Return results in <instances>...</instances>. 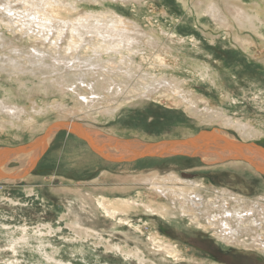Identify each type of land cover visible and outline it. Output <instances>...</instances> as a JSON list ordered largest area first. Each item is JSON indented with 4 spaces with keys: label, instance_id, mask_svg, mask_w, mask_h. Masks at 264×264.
<instances>
[{
    "label": "rangeland",
    "instance_id": "1",
    "mask_svg": "<svg viewBox=\"0 0 264 264\" xmlns=\"http://www.w3.org/2000/svg\"><path fill=\"white\" fill-rule=\"evenodd\" d=\"M71 1L77 3L73 12L76 16L113 9L130 31L153 37L157 44L151 48L146 45L147 39H142L145 45L141 49H145L140 56L143 59L140 56L136 59L139 70L152 69L156 76H165L168 80L177 78L196 95L198 106L194 113L200 116L176 106L169 96H159L164 85L162 82L159 90L149 98L124 101L113 118L104 120L106 113H97L100 121L92 122L81 114L74 96L71 99L63 94L65 86L61 84L64 80L60 83L61 78H57L62 76L63 70L57 73L42 67L31 72L30 68L22 66L27 52H31L36 43L35 39L30 40L19 31L26 18L24 14L29 10L27 8L14 16L13 12L3 9L5 3L1 2L0 100L9 94L14 100V97L19 100L22 97L21 105L26 106L32 115L36 111V117L32 121L33 128L25 133L34 136L9 142L0 140V149L25 146L41 135L45 127L67 121L103 131L116 139L148 143L184 140L201 131L218 128L242 142L264 148V0ZM213 5L219 10L217 13H212L210 8ZM11 6V11L22 8L19 2H12ZM245 14L258 16L259 21L251 23ZM9 15H12V24L18 22L13 24L17 26L11 24L7 27ZM76 16L69 17L76 20ZM43 18L42 15L41 20L29 24L23 32L35 36L42 31L46 34L47 29L42 28L46 24ZM28 21L32 22L31 19ZM51 34L48 32L47 36ZM10 60L22 63L17 65L19 71L11 69L13 63ZM207 104L209 108L221 111L225 118L250 124L259 135L244 140L230 126H222L219 119L203 122L201 118ZM72 111L75 114H71ZM6 123V117L0 113V134L9 132L7 128H1ZM114 127L117 133H111ZM77 140L80 141L66 132H59L30 172L19 179L0 181V264H264L261 251L254 247L223 244L213 237L211 229L195 227L186 217L169 216L165 219L141 209L128 214L125 222L119 223L104 218L85 202L88 193L95 192L99 196L101 190L120 183L117 179L134 186L142 177L168 174L187 181H201L209 191L223 188L256 200L264 196V182L260 177H250L232 168H205L199 159L185 157L145 158L135 161L130 169L120 167L119 163L110 168L89 163L85 166L79 164L84 155L80 154L75 143ZM8 166L17 167L19 162H11ZM143 191L142 199L149 203L153 196ZM83 196L87 197L84 199ZM72 222L87 229L90 236L79 237L69 225ZM151 236L165 238L177 245L182 257L175 260L156 252Z\"/></svg>",
    "mask_w": 264,
    "mask_h": 264
},
{
    "label": "bare ground",
    "instance_id": "2",
    "mask_svg": "<svg viewBox=\"0 0 264 264\" xmlns=\"http://www.w3.org/2000/svg\"><path fill=\"white\" fill-rule=\"evenodd\" d=\"M1 2L5 3L2 6L3 9L8 11V13L13 12L14 16L27 8L29 10L24 14L26 18L20 24L19 31L28 39H35L36 43L33 41L35 46H31V52H27L26 59L23 62L24 65L22 66L27 69L30 68L31 72L38 71L42 67L52 69L51 72L63 70V74L59 73L62 76L57 77L61 78L60 83L61 80H64V83L61 84L65 86V93L63 94L71 99L74 96L75 104L79 106L81 114L90 118L92 122L100 121L98 116H96L97 113H106L104 120L111 119L126 101H132L134 99L141 101L143 98H149L156 90H159L158 88H160L162 82L164 85L163 89L158 93L159 96H169V99L176 106L183 107L188 113H194V109L198 106L194 92L185 87L177 78L173 79V77V80H168L165 76H156L152 73V69L146 72L139 70L140 65L136 59L139 58L140 52L145 49H141L145 45L142 40L143 37L147 39L146 45L147 47L150 46V48L157 44V41L153 37L147 36L146 33H137L135 30V32L130 31L127 23L115 10L111 9V11L106 10L104 13H86V15L76 16L73 12L77 9V3L71 0H1ZM12 2L15 4L19 2L22 8L11 11L13 9L11 6ZM210 9L212 13L219 11L214 5ZM42 15L44 16L42 21L46 22L42 28L47 29L46 34L42 31L35 36L33 33L29 34L28 31H26L27 33L23 32L29 24H32L36 20H41L40 17ZM11 16L9 15V19L7 20V27L12 24ZM69 16H72L71 18L76 16L77 18L76 20H72ZM244 16L251 23H253L252 21H259L258 16L248 14ZM29 19L32 22L28 23ZM13 24H18V22H13ZM134 26L137 25L134 24ZM63 29H67V31H62ZM48 32L52 34L47 36ZM54 32H56V35ZM47 59L51 62L48 61V63ZM142 59L143 56L141 57ZM19 60L16 62L10 60L13 63L12 70L19 71L17 69L19 68L17 65L21 63ZM40 72H43V70ZM55 81L57 83L58 80L56 79ZM14 98L15 100L12 98V94H9L5 99L0 100V113L7 120V123L1 128H7L9 131L6 134H0V140L4 142L22 139L23 136L26 137L29 135V138L34 136L33 133H25L33 128L32 121L35 120L36 116L34 115L36 111L32 115L26 106L21 105L22 97H20V100L19 98ZM111 105L113 107H109ZM205 107V114L203 117L201 116L203 122H214L216 119H219L222 126H230L244 140L253 138L256 134L259 135V131L251 127L250 124L225 118L221 111H215L209 108L208 104ZM53 109L55 108L53 107ZM73 113L75 114V111H72L71 114ZM195 114L197 113L193 115ZM102 122L104 123V121ZM47 128L45 127L42 132H45ZM114 131L116 133L118 132L115 127L111 133H114ZM106 135L113 136L111 134ZM52 138L51 136L47 139V144H49ZM81 141H75L79 146L80 154L84 155V159L79 164L83 163L85 166L89 164L95 166L106 165L109 168L114 164L113 162L102 159L92 152L88 145L83 143L84 141ZM100 141L105 142L104 145L107 148L109 147L114 155L123 152L124 144L136 143L133 142L134 140L127 141L121 139H115L112 142ZM32 152V150L23 151L20 149L0 150V173L15 174L19 172L17 167L10 168L8 163L10 161L22 163V161L27 160ZM203 161L202 163L205 168H232L242 173H247L250 177H260L264 182L263 175L256 171L248 162H218V160L210 161L206 158ZM134 164L136 163L131 162L123 165L119 163L118 165L124 169H130ZM23 170L20 172L24 174L27 168L25 167ZM117 180L120 183L111 185V188L101 190L99 196L95 192L88 193L87 201H85L88 206L91 205L93 211L103 215L104 218L107 217L123 223L128 214L137 213L141 209L152 214L160 215V217L165 219L169 216L186 217L189 223L195 227L197 226L205 230L211 229L213 237L215 236L216 240L223 244L246 248L254 247L264 255L263 195L259 196L256 200H249L239 194L230 193L229 190L223 188H219V190L212 188L209 191V188L203 182L187 181L175 174H168L161 177L158 175L145 176L137 179V183H133L135 187L125 185L121 180ZM141 185L144 188L143 190L150 192L151 196H153V199L148 201L149 203L144 202V199H142L144 191H141ZM132 192L135 193L134 196L131 195ZM203 192H207L208 194H203ZM78 199L77 201H79ZM82 205L85 206V203H82ZM69 225L79 237L90 236L87 229L82 228L79 223L72 222ZM150 241L153 249L156 252H160L163 256L173 257L175 260L182 257L177 245L172 244L169 240L151 236Z\"/></svg>",
    "mask_w": 264,
    "mask_h": 264
},
{
    "label": "water",
    "instance_id": "3",
    "mask_svg": "<svg viewBox=\"0 0 264 264\" xmlns=\"http://www.w3.org/2000/svg\"><path fill=\"white\" fill-rule=\"evenodd\" d=\"M61 131L84 141L92 152L102 159L113 163H131L145 158L164 159L172 157L197 158L201 163L204 162V158L210 161L218 160V162L244 161L248 162L264 176V148L254 143L242 142L223 129L204 130L196 136L184 140H167L158 143L134 140L133 142L136 143L124 144L123 152L114 155L110 148L104 145L105 142L100 140L112 142L115 141V137L90 129L81 123L69 121L66 123L55 122L32 142L19 148H12L11 150H32L34 153L32 152L29 155L26 163L19 162L17 167L19 172L15 174L0 173V181L15 180L26 175L35 166L44 149H46L48 145L47 139L51 136L54 137L57 132ZM11 162L13 161L9 163ZM25 167L27 171L23 174L20 171H24L23 168Z\"/></svg>",
    "mask_w": 264,
    "mask_h": 264
},
{
    "label": "crops",
    "instance_id": "4",
    "mask_svg": "<svg viewBox=\"0 0 264 264\" xmlns=\"http://www.w3.org/2000/svg\"><path fill=\"white\" fill-rule=\"evenodd\" d=\"M43 133H44V132H43ZM43 133H41V134H43ZM58 133H59V132H57L56 135L50 140L49 144L47 145L46 149L44 150V152L42 153V155L39 157V159L43 156V154L47 151V149H49L50 145L52 144L54 138L57 136ZM39 136H40V135H39ZM37 137H38V136H37ZM37 137H35L34 139H36ZM72 137H73V136H72ZM34 139H33V140H34ZM33 140H31L30 142H32ZM80 141H81V140H80ZM81 142H82V141H81ZM2 149H12V148H2ZM28 158H29V157H28ZM28 158H27V160H28ZM39 159H38V160H39ZM27 160L22 161V163H26ZM38 160H37V161H38ZM20 164H21V163H20ZM27 164H28V163H27ZM27 164H26V165H27ZM26 165H25V166H26ZM17 167H18V166H17ZM34 167H35V166H34ZM34 167H33V168H34ZM33 168H32V169H33ZM32 169H31V170H32ZM31 170H30V171H31ZM30 171H29V172H30Z\"/></svg>",
    "mask_w": 264,
    "mask_h": 264
}]
</instances>
